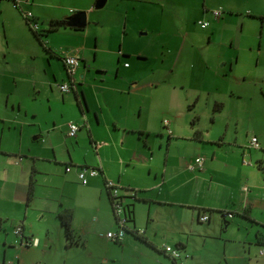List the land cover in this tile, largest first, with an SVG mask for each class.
I'll list each match as a JSON object with an SVG mask.
<instances>
[{
  "label": "crops",
  "instance_id": "0c3cea01",
  "mask_svg": "<svg viewBox=\"0 0 264 264\" xmlns=\"http://www.w3.org/2000/svg\"><path fill=\"white\" fill-rule=\"evenodd\" d=\"M95 1L31 0L29 3H22L21 7H16L12 0H0V24L5 32V42L2 41L3 45L0 43V50L5 52V56L20 51L22 49L21 42H26L30 47L35 42L37 47H40L42 56L47 57L50 65L53 60L61 61L65 73L62 82L69 80L62 55L76 53L79 56V66L74 75L75 88L68 92L61 91V98L62 102L68 104L69 120L80 125L77 131L82 126L86 127L90 142L97 143L94 146L96 160L79 163L70 156L69 152L68 160L55 152L56 143L54 141H56V137L50 136L52 133L50 129H48L47 134L51 138L45 139L41 133L35 136V138L40 139L41 144H39L38 150L31 155L25 153L28 151L22 150L20 144L4 146L0 140V166L3 170V176L0 178V190L10 179L15 184L14 187L5 189L7 194L0 198V217L8 219L7 222H10L13 231L11 234H7V228L4 223L2 224V230L6 236L1 237L0 263L176 264L163 251V246L169 244L172 246L183 245L181 249L184 252L182 251L181 260L184 264H201L197 258L195 261L194 258H190L191 254L187 247L190 246L191 235H184L181 230L172 231L173 224H176L178 228L183 227L185 220L190 223L193 217L196 222L203 224H209L211 220H214V224L221 219L224 223H228L225 218H232V210L236 212L235 205L237 203L244 215L257 223H264V164L258 161L263 158L256 157L257 161L253 164L249 160L251 154L242 149L226 151L218 143H215V139L209 140L202 137L196 139L194 138L195 135L192 139L190 135H182L179 132H167V136L169 139L170 137L177 138V140L191 139L195 148V153L188 156L181 164L175 163L174 159L170 161V142L164 153V165L157 162L155 152L151 147L148 149V158H137L142 153L144 156L147 152L146 149L138 151L139 153H135L137 156L134 157L130 155L131 152L125 153L122 145L126 139H133L137 130H149L148 127H144V122L139 119L141 108L138 109V103L131 97L137 83L135 81L129 84L126 81L130 64L126 60L121 61V58L136 52L131 44L125 43L126 31H122L123 33L120 34L121 41L117 50L114 47L102 49L99 46V36L94 43L88 44L83 40L78 44L63 45L60 48L51 41L55 31L58 32L60 29H65L66 32L61 33L64 35L70 36L71 32L84 31L83 34L78 33V35L87 36L88 30L85 26L77 28L65 24L55 29H49V24L52 19H66L68 16L83 10L89 12V8L94 6ZM145 1L154 2L152 0ZM226 8L232 10L233 7L228 6ZM22 10L32 12L34 19L39 24V31L43 34L42 38L45 39L50 51L44 50L33 35L22 15ZM246 15L250 17L248 19L257 20L260 34L257 35V42L252 35V37L247 36L248 38L246 37L244 43L236 44V46L234 39H230L228 49L232 50L234 52L232 54L235 55L230 54V57H224L230 63V69L233 66V58L235 57L234 61L239 60L238 50L247 57L255 54L257 64L259 63L258 60L264 57V0H257L255 7L247 9ZM195 16L198 18L197 20L205 18L209 22L214 19L213 23L215 24L209 29L200 26V28L207 30L210 41L215 26L222 20L214 15L208 16L204 12L202 14L197 13ZM221 16L222 14L219 17ZM87 19H90V15H86V24ZM225 19L226 16L223 20ZM124 23L126 28V16ZM175 35L171 36L170 40L161 41V44H157L155 52L164 53V46H167L165 52L169 56L170 52H177V56L181 55L182 52H187V55L192 56L195 63H198L199 69L207 65L206 54L203 50L204 43L194 30L184 34L182 44L172 43L173 40H176L175 37L177 36ZM35 49L37 50V48ZM36 50L33 52L34 58L37 55ZM99 52L102 53L101 58L108 63L114 62L116 59L118 65H114L117 67L109 64L91 66V60L94 58V61ZM137 52L140 53V51ZM156 53L154 54L156 55ZM0 66V93L6 92L7 96L9 77L14 81L16 77L9 74L12 70L7 68V64L0 61ZM112 68L116 70L115 75H113ZM42 71L45 77L37 83L39 82L41 87L48 85L52 95L56 97V90H54L50 73L47 72L44 64H42ZM55 72H57L56 69H52V79L57 81ZM119 94L131 97L126 100L124 106L119 101ZM8 99L9 97L6 99V104H8ZM72 102L75 105H72L71 109ZM13 105L12 102V107ZM74 107L76 110H73ZM66 122L63 121L59 124L66 129L65 141L73 137L68 135ZM98 125L102 126L110 137L98 138L95 135V132L98 131L95 126ZM54 126L57 128L58 125L54 124ZM164 126L168 128L167 125ZM60 134L61 132H55L56 136ZM97 139L102 140L98 142ZM250 147L254 148V146ZM198 153L206 154L203 167L202 169L191 168L190 165L194 163ZM220 153H224L225 158L221 157ZM12 154L18 155L20 162L14 161L10 157ZM24 156L27 157L23 158ZM28 156L32 158V161H29ZM47 163L49 165L46 166ZM56 164L64 165L63 172L61 166V168H57L59 170L55 168ZM80 165L99 166L100 172L98 175L89 177L86 184H82L77 176V168ZM175 165H179V167L175 168ZM66 166H70V169L66 170ZM185 169L190 173L180 179L181 175L186 173ZM10 171L13 172L10 174L11 177L6 176L5 173L7 172L8 175ZM15 174H17L18 179L14 177ZM34 174H36L35 177ZM12 175L14 176L12 177ZM42 175H49L50 177L43 178ZM106 180H111L116 184L119 194L123 196L126 210L128 207L132 209L133 221L128 222V227L138 230L144 239L137 237L130 231L124 234L120 242H114L106 237L105 233L108 230L117 229V223L105 188ZM172 180H176V183L170 185ZM194 180L206 182L208 186L203 187L205 191L199 184L185 188L186 183H192ZM243 182H248V189L247 185L242 184ZM50 185L56 189L55 193H38L40 186ZM213 185L219 186L213 188ZM26 188L27 195H24ZM233 190L238 192L237 203L232 199ZM194 195L196 197L193 199ZM36 199L40 201L37 202ZM68 207L73 212L71 228L78 242L70 243L58 217V213ZM212 211L217 213H211ZM203 212L209 214L208 221L199 220V215ZM222 212L225 216L222 215ZM17 224L22 226L23 237L14 233ZM32 237L38 239L37 244H26L25 242Z\"/></svg>",
  "mask_w": 264,
  "mask_h": 264
},
{
  "label": "rangeland",
  "instance_id": "374dc122",
  "mask_svg": "<svg viewBox=\"0 0 264 264\" xmlns=\"http://www.w3.org/2000/svg\"><path fill=\"white\" fill-rule=\"evenodd\" d=\"M152 1L154 2L107 0L102 7L91 6L89 12L83 10L86 15H90L85 25L88 30L87 36L78 35V33L83 34L84 31L71 32L70 36L64 35L61 33L66 32L65 29H60L59 33L57 31L53 33L51 41L60 48L63 45L78 44L83 40L88 44L94 43L99 36V46L102 49L114 47L117 50L121 41L120 34L126 31L125 43L131 44L136 52L121 58V61L126 60L130 64L126 81L129 84L135 81L137 83L131 97L138 103V109L141 108L139 119L149 130H137L133 139H126L122 145L125 153L131 152L130 155L134 157L137 156L135 153L146 149V155L143 156L140 152L142 154L137 158H148V149L151 147L155 152L157 162L164 165V153L170 142V161L174 159L175 163L181 164L188 156L195 153V148L191 143L193 140L184 138L177 140L172 137L169 139L167 132L188 134L191 138L199 132L200 138L215 139V143L226 151L242 149L251 154L249 160L253 164L257 161L256 157L263 158L258 161L264 164V62H262L264 57H261L257 64L255 54L247 57L238 50L239 60L234 61L235 57L233 58L231 69L230 63L224 58L234 53L228 49L231 38L234 39L235 46L236 44L241 45L247 36L252 37V35L257 42V35L260 34L259 23L245 16L249 7H255L257 0ZM228 6L233 7L232 10L226 8ZM214 9H222V16L218 17L222 21L215 26L209 41L206 29L215 24L214 19L209 22L201 18L200 20L208 21L206 29H202L196 23L198 18L194 15L204 12L212 17ZM225 16L226 19L223 20ZM190 30H194L204 43L203 50L206 54L207 65L203 68L199 69L198 63H195L193 57L187 55V52H182L179 56L177 52H170L169 56L165 52L167 46H164V53L155 52L157 44L170 40V37L175 34L177 37L172 43L182 44V37ZM4 40V28L0 24L1 45L5 42ZM48 41L47 38V43ZM20 44L22 49L17 53H9L5 56V52L0 50V61L7 64V68L12 70L9 74L16 77L15 81L9 77L7 96L6 92L0 93V140L2 145L20 144L21 149L28 151L25 153L31 155L38 150L41 144L40 139L35 138L41 133L45 139L56 137V141L52 139L56 143L55 152L63 155L66 160H68V152L79 163L96 160L94 146L97 143L90 142L86 127L82 126L79 131H76L77 136L65 141L66 129L59 126L61 122L69 121L68 104L62 102L61 90L57 86L65 78L61 61L53 60L50 65L47 57L42 56L40 47H37L35 42L31 44V47L26 42ZM34 50L37 52L35 58ZM101 54L99 52L98 57L94 61V58L91 60V66L118 65L116 59L109 63L104 61ZM42 64L50 73L56 97L52 95L48 85L41 87L39 82L37 83L45 77ZM52 69L57 71L55 72L57 81L52 79ZM115 72L116 70L113 69V75ZM7 97H9L8 104H6ZM118 97L123 106L126 100L131 98L121 94ZM11 101L14 103L13 107ZM215 102H220L222 107L214 109ZM72 105H75L74 102L71 103V109ZM73 110L76 108L74 107ZM164 120H167L168 128L164 126ZM54 124L58 125L57 128ZM52 128L55 129L51 130ZM95 128L98 130L95 132L98 138L110 137L102 126L98 125ZM48 129L52 132L51 137L47 134ZM55 132H61V134L56 136ZM252 136L257 139L259 148L250 147ZM137 137L140 138L137 139ZM101 140L97 139L98 142ZM196 155L206 156L205 153ZM220 156L225 158L224 153H220ZM10 157L20 162L18 155L12 154ZM28 158L32 161L30 156ZM60 166L63 172V164H56L55 168ZM178 167L179 165H175V168ZM185 170L186 173L182 174L180 179L190 173L187 169ZM11 173L13 174L10 171L7 175L6 172L5 175L11 177ZM2 176L3 170L0 166V178ZM14 177L18 179L17 174ZM42 177L49 178L50 176L42 175ZM175 183L176 180H172L170 185ZM194 184H199L202 188L208 186L206 182L194 180L192 183H186L185 188ZM242 184L247 185L248 189V182ZM14 186V181L8 180L0 190V198L7 194L5 189ZM217 186L219 185H213V188ZM203 190L205 191V188ZM43 192L55 193L56 189L51 185L40 186L38 193L43 194ZM232 194V199L237 203V190H233ZM24 195H27V188L26 191L24 190ZM227 196L229 197V194ZM195 197L196 195L192 198ZM36 201L40 200L36 199ZM235 211L232 210V218H225L228 223H224L221 219L214 224V220H211L209 224H203L196 222L193 217L190 223L185 220L183 227L178 228L176 224H173L171 229L174 232L181 230L184 235H191L190 246L187 247L191 254L190 258H194V261L197 258L201 264H264V254L260 253L261 250L264 251V227L261 223L244 215L238 203L235 205ZM211 213L217 212L212 211ZM7 221L8 219H4L3 223L7 228V234H11L13 232L11 224ZM4 235V230L0 231V242ZM184 235L181 234L182 237ZM180 251L184 252L183 249Z\"/></svg>",
  "mask_w": 264,
  "mask_h": 264
},
{
  "label": "built area",
  "instance_id": "2783aa9c",
  "mask_svg": "<svg viewBox=\"0 0 264 264\" xmlns=\"http://www.w3.org/2000/svg\"><path fill=\"white\" fill-rule=\"evenodd\" d=\"M31 0H12L13 5L16 7H21L22 3H29ZM222 9H214L212 10V14L215 17H219L221 15ZM22 15L24 19L26 20V23H28V26L31 27L35 32L39 31V24L34 19L33 14L30 10H22ZM198 24L201 27H206L208 25V21L206 20H198ZM62 59L64 62V66L66 69V73L69 77L68 81L61 82L58 84L59 89L62 92H68L75 88V72L77 67L79 66L80 58L76 53H65L62 55ZM127 64V63H126ZM167 120H164V124L167 125ZM67 132L69 136H74L76 131L79 129L80 125L74 121H67ZM169 131V130H168ZM170 132V131H169ZM250 146L259 147L257 139L252 136L250 141ZM204 163V156L199 155L196 156L194 159V163L191 164V168L198 167L202 169ZM70 166H66V170H69ZM100 172L99 166H90V165H80L77 168V176L82 184H86L88 182L89 177L98 175ZM105 186L110 189L111 197H112V210L113 214L117 223V229L116 230H108L105 235L108 239L114 241V242H120L126 233L125 229V223H126V216L124 213V206H123V198L118 192V187L116 184L111 180L105 181ZM230 215V213H228ZM200 221H208L209 220V214L208 213H201L199 215ZM14 233L18 234L20 236H24L22 234V226L20 224H17L14 228ZM23 242V241H21ZM38 242V239L36 237H32L29 241H26V244L30 245H36ZM163 251L172 258L176 264H184L181 260L182 258V252L179 248L176 246H172L169 244H166L163 246ZM263 250L260 251L261 254H263Z\"/></svg>",
  "mask_w": 264,
  "mask_h": 264
},
{
  "label": "trees",
  "instance_id": "16d2710c",
  "mask_svg": "<svg viewBox=\"0 0 264 264\" xmlns=\"http://www.w3.org/2000/svg\"><path fill=\"white\" fill-rule=\"evenodd\" d=\"M65 24H66V19H64V18L52 19V20H50V24H49L50 28L49 29H55V28H58L60 26H64ZM29 28L31 29L33 35L37 38V40L40 43V45L42 46V48L46 51H50V49L47 47L45 39L42 38L43 34L40 32H35L31 27H29ZM221 107H222V104L220 102L214 103V109H220ZM195 137L200 138L199 132H196ZM105 188L107 190L108 199H109L110 204H111L112 203V197H111L110 189L106 186H105ZM122 198H123V196H122ZM123 206H124L123 210H124V213L126 216V223H125L126 232L130 231L131 233H134L137 237L144 239L143 236L141 235V233L138 232V230H134V228L128 227V222L133 221V214H132L133 212H132V209H130L129 207L127 208L128 210H126L124 203H123ZM111 207H112V205H111ZM112 212H113V210H112ZM72 213H73L72 209L69 207L64 208L63 210H61L58 213V217L60 219L62 226L64 227L65 234H66L68 240L70 241V243L78 242V240H76V238L74 237V235L72 233V228H71ZM222 215H224L223 212H222ZM3 222H4V219L0 217V231L2 230ZM261 225L264 227V223H261ZM176 247L181 250V247H183V245H178Z\"/></svg>",
  "mask_w": 264,
  "mask_h": 264
},
{
  "label": "water",
  "instance_id": "95a60500",
  "mask_svg": "<svg viewBox=\"0 0 264 264\" xmlns=\"http://www.w3.org/2000/svg\"><path fill=\"white\" fill-rule=\"evenodd\" d=\"M105 3V0H96L94 3V7H102ZM86 24V13L85 11H79L74 13L71 16L66 18V25L67 26H74L77 28H82Z\"/></svg>",
  "mask_w": 264,
  "mask_h": 264
}]
</instances>
